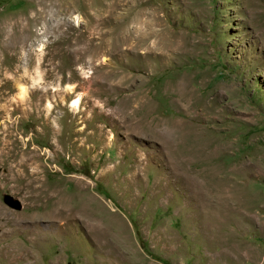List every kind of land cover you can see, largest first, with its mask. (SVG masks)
<instances>
[{
  "label": "rangeland",
  "instance_id": "rangeland-1",
  "mask_svg": "<svg viewBox=\"0 0 264 264\" xmlns=\"http://www.w3.org/2000/svg\"><path fill=\"white\" fill-rule=\"evenodd\" d=\"M150 253L264 264V0H0V264Z\"/></svg>",
  "mask_w": 264,
  "mask_h": 264
},
{
  "label": "water",
  "instance_id": "water-1",
  "mask_svg": "<svg viewBox=\"0 0 264 264\" xmlns=\"http://www.w3.org/2000/svg\"><path fill=\"white\" fill-rule=\"evenodd\" d=\"M3 201L10 208L17 209V210L21 209V203H20V201L18 199H15L10 194H4L3 195Z\"/></svg>",
  "mask_w": 264,
  "mask_h": 264
},
{
  "label": "trees",
  "instance_id": "trees-1",
  "mask_svg": "<svg viewBox=\"0 0 264 264\" xmlns=\"http://www.w3.org/2000/svg\"><path fill=\"white\" fill-rule=\"evenodd\" d=\"M143 248L144 249H146L145 248V246H143ZM152 258H154V259H156V260H159V261H161V262H163L164 264H169L168 262H167V260H165V259H163V258H160V257H158V256H155L154 254H149Z\"/></svg>",
  "mask_w": 264,
  "mask_h": 264
},
{
  "label": "bare ground",
  "instance_id": "bare-ground-1",
  "mask_svg": "<svg viewBox=\"0 0 264 264\" xmlns=\"http://www.w3.org/2000/svg\"><path fill=\"white\" fill-rule=\"evenodd\" d=\"M21 93H22V94H25V93H26V88H25L24 86L21 88ZM79 101H80L79 99H76V100H75V103H74V106L77 107V108H78V105H79ZM1 114H2V113H1ZM6 152H7V151H6Z\"/></svg>",
  "mask_w": 264,
  "mask_h": 264
}]
</instances>
